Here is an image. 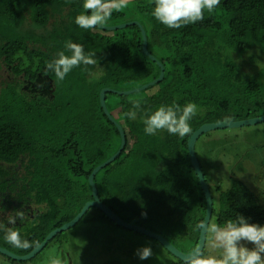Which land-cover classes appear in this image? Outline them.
<instances>
[{
	"label": "trees",
	"instance_id": "trees-1",
	"mask_svg": "<svg viewBox=\"0 0 264 264\" xmlns=\"http://www.w3.org/2000/svg\"><path fill=\"white\" fill-rule=\"evenodd\" d=\"M83 3L0 0V67L14 77L0 89V192L9 189L15 202L29 198L37 207L29 223L11 226L29 242L40 244L92 200L89 175L120 146L115 125L100 107V91L137 89L159 76L157 64L142 53L138 27L112 32L82 29L75 18L90 14ZM154 7L155 0H129L103 25L138 22L148 52L164 68V77L140 93L106 94V108L122 127L126 146L95 175L94 184L101 203L120 219L160 235L174 247L176 241L189 239L191 252L197 246L200 229L196 226L204 219L206 204L186 143L204 124L264 116V63L257 67L261 68L258 76H250L234 60V53L252 48L264 56V0H221L211 12L204 10L203 21L179 29L156 20ZM67 40L82 45L86 54L95 53L97 63L74 67L60 81L46 70V62L65 50ZM254 63L256 58L250 65ZM37 79L50 84L48 95L23 89V84ZM136 101L141 107L135 119H129L125 113L134 110ZM189 102L197 106L189 121L191 134L180 138L166 130L144 133V118L160 106L182 108ZM210 153L211 149L204 157L213 163ZM258 165L264 169L263 162ZM14 171L21 176L10 184ZM230 182L225 191L208 186L213 199L210 222L224 226L242 215L250 224L264 226V207L256 195L242 181ZM0 224L5 225L2 219ZM4 235L0 230V247L13 254L22 256L34 249L15 248ZM109 259L115 260L114 255Z\"/></svg>",
	"mask_w": 264,
	"mask_h": 264
},
{
	"label": "rangeland",
	"instance_id": "rangeland-1",
	"mask_svg": "<svg viewBox=\"0 0 264 264\" xmlns=\"http://www.w3.org/2000/svg\"><path fill=\"white\" fill-rule=\"evenodd\" d=\"M255 58L257 63L250 65ZM234 60L244 73L258 76L261 68L257 67L264 63V56L256 48H252L242 53H234ZM12 81L14 77L1 66L0 89ZM210 149L211 157L215 160L213 163H208L204 157ZM195 154L202 163L203 175L211 189L217 185L221 191H225L230 186V180L242 181L264 207V169L258 165L260 162L264 163V123L210 132L196 142ZM209 241L210 234L206 235L203 249L205 255L220 256L221 250L212 249ZM191 243L186 239L178 240L174 245L180 252L187 254L192 248ZM242 243L248 248L253 247L250 242ZM147 246L151 247L152 256L145 260L139 259L135 254L136 250ZM111 255H114L115 264L178 262V259L170 255L157 241L120 228L91 209L77 226L62 233L56 242L50 243L33 259L17 262L0 255V264H51L56 258H59L62 264H110L109 260L105 259H109Z\"/></svg>",
	"mask_w": 264,
	"mask_h": 264
},
{
	"label": "clouds",
	"instance_id": "clouds-1",
	"mask_svg": "<svg viewBox=\"0 0 264 264\" xmlns=\"http://www.w3.org/2000/svg\"><path fill=\"white\" fill-rule=\"evenodd\" d=\"M129 0H84L83 8L90 10V14H79L75 18V24L88 30L107 23L113 11H120L127 7ZM221 0H155L152 15L156 20L170 29H179L188 24L203 21L204 10L211 12L219 5ZM64 51L57 53V58L46 62V70L54 72L56 78L64 80L66 75L74 68L95 65L97 60L95 53H85L82 45L65 41ZM70 53V55H66ZM133 111L125 115L129 119H135L136 110L140 109V102L132 104ZM197 106L187 103L182 108L179 105L160 106L151 115H147L143 123L146 135H155L160 130H166L171 135L180 138L191 134L192 128L189 121L196 115ZM146 215V213H142ZM23 211H16L15 215L8 216V224L15 225L17 220L23 221ZM206 235L210 234L209 246L212 249L221 250L220 256L205 255L199 247H195L188 254L184 264H264V226L250 224L248 218L237 215L235 220L229 219L224 226L215 222L205 223L201 221L196 226ZM0 230L5 232L6 242L18 249L28 250L38 248L39 242L21 239L20 233L0 224ZM242 242H250L253 247L248 248ZM139 259L145 260L152 256L150 246L141 247L135 253ZM51 264H62L59 258L53 259Z\"/></svg>",
	"mask_w": 264,
	"mask_h": 264
},
{
	"label": "water",
	"instance_id": "water-1",
	"mask_svg": "<svg viewBox=\"0 0 264 264\" xmlns=\"http://www.w3.org/2000/svg\"><path fill=\"white\" fill-rule=\"evenodd\" d=\"M136 26L140 30L141 37H142V46L141 50L144 56L149 58L152 62H155L157 66L159 67V76L157 79L133 90L129 91H114L109 88H104L99 93V102L100 107L104 113V115L108 118V120L113 123L119 133L120 136V146L118 150L113 154L110 158H108L106 161H104L102 164L98 165L96 168L93 169L91 174L88 177V184L91 189V197L92 200L88 201L84 204V206L81 208V210L78 212V214L69 222L65 223L61 227L51 231L45 239L39 244L40 246L38 248H34L31 252H29L26 255H16L8 251L7 249L0 247V255L5 256L9 258L10 260L17 261V262H24L33 259L35 256H37L39 253L43 251V249L46 247L47 243L50 242L52 239H54L57 235L68 231L69 229L73 228L78 222L84 217V215L90 210V209H96L99 212H101L110 222L115 224L116 226L126 229L128 231L136 232L141 235H144L150 239H153L157 241L170 255L178 259L180 262L184 264L186 257L189 253L185 254L180 252L177 248H175L171 243H169L166 239L161 237L160 235L149 231L143 227L136 226L133 224H129L122 219H120L115 213H113L108 207L103 205L101 201L99 200L97 196V188L94 184V177L95 175L108 165H110L112 162H114L122 153V151L125 149L126 146V137L124 134V131L122 127L117 124L114 119L109 114L106 104H105V96L108 93L117 94L120 96H127L135 93H140L143 91H146L148 88H151L159 83L162 82L164 77V68L158 62L147 50V38L145 31L143 30L142 26L136 22H127L124 24L116 25V26H98L96 27L99 30H104L108 32H112L119 29H124L126 27ZM39 82V79H37L33 84H37ZM264 123V116L259 118H253L243 121H237V122H221V123H215V124H204L201 127H199L195 132L191 134V136L187 140V150L189 155L190 164L194 170V173L196 175V178L198 180V184L200 185V188L203 192L205 204H206V210L203 221L205 223L210 222L212 211H213V200L211 193L209 191L208 185L205 181L203 172L201 170L200 164L198 162V159L195 154V144L198 141V139L203 136L204 134L214 131V130H224V129H239L242 127H249V126H255L257 124ZM206 241V234L203 230H200L199 236H198V242L197 246H199L202 250L204 249ZM196 246V247H197Z\"/></svg>",
	"mask_w": 264,
	"mask_h": 264
},
{
	"label": "flooded vegetation",
	"instance_id": "flooded-vegetation-1",
	"mask_svg": "<svg viewBox=\"0 0 264 264\" xmlns=\"http://www.w3.org/2000/svg\"><path fill=\"white\" fill-rule=\"evenodd\" d=\"M40 80L37 84H32V83L23 84V89L25 91L28 90V92L33 93V94L48 95L50 93V84L44 82V80H41V81ZM13 173L15 174V171ZM15 175L16 177L10 180V184H14L19 178V175L21 176V174H19L18 172ZM30 202L31 201L29 198H26V200H22L18 203L15 202L14 200L11 199L9 189L4 192H0V219L4 221L7 227H11V226L21 227V225H26L27 223H29L30 220H33L35 214L38 213L37 207L31 204ZM12 209L15 210L14 213ZM16 211H23L25 218L23 221L17 220L15 225H9L8 216L15 215ZM105 260H109L110 264L115 262V260L113 259L111 260V259L106 258Z\"/></svg>",
	"mask_w": 264,
	"mask_h": 264
}]
</instances>
